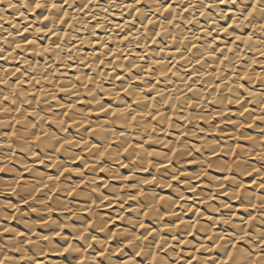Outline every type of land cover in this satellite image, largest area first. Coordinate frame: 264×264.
<instances>
[{
	"label": "bare ground",
	"instance_id": "6f19581e",
	"mask_svg": "<svg viewBox=\"0 0 264 264\" xmlns=\"http://www.w3.org/2000/svg\"><path fill=\"white\" fill-rule=\"evenodd\" d=\"M37 2L0 4V264H264L249 0Z\"/></svg>",
	"mask_w": 264,
	"mask_h": 264
},
{
	"label": "snow or ice",
	"instance_id": "6c2138e0",
	"mask_svg": "<svg viewBox=\"0 0 264 264\" xmlns=\"http://www.w3.org/2000/svg\"><path fill=\"white\" fill-rule=\"evenodd\" d=\"M162 2H163V0H162ZM225 2H226V0H220V3H225ZM227 2L235 4L236 0H227ZM2 3H3V0H0V4H2ZM137 3H140V0H137ZM32 4L35 5L36 9H40L42 7V5L37 2V0H28V3L25 4L24 6L27 7V6H30ZM12 6L14 7L15 5H12ZM169 6H170V4H169ZM52 7L56 8L57 5L54 3L52 5ZM207 7L211 8L212 5L209 4V5H207ZM165 10L167 11V8H165ZM244 12L246 13L245 18L248 19L249 25H251L255 21L256 23L259 24L261 29H264V0H249V3L247 5H245V7H244ZM201 15H203V13H201ZM45 19H47V17H45ZM170 23H171V21H170ZM225 31H227V29H225ZM252 39H253V37L251 35L248 36L249 41H251ZM258 39H261V42H264V37H258ZM28 43H31V41H28ZM17 47H19V45H17ZM45 51H47V49H45ZM4 99L7 100L8 98L5 97ZM169 99H171V98H169ZM148 115H151V113H148ZM132 118L135 119V117H132ZM153 118H155V117H153ZM37 139H39V137H37ZM146 183H147V181H146ZM240 239H241V241H243L244 237H241ZM261 239H264V234H262ZM65 251L67 252L68 249H65ZM249 254H251L250 250H249ZM101 255H103V253H101ZM156 259H157V257L154 255L153 260H156ZM159 264H164V261L162 258L160 259ZM212 264H238V261L234 257V254L232 251L226 250L224 257L221 259H218L216 261H213Z\"/></svg>",
	"mask_w": 264,
	"mask_h": 264
},
{
	"label": "rangeland",
	"instance_id": "374dc122",
	"mask_svg": "<svg viewBox=\"0 0 264 264\" xmlns=\"http://www.w3.org/2000/svg\"><path fill=\"white\" fill-rule=\"evenodd\" d=\"M29 218H30V220H35V219H37L38 217H37V215L32 214V215L29 216Z\"/></svg>",
	"mask_w": 264,
	"mask_h": 264
}]
</instances>
